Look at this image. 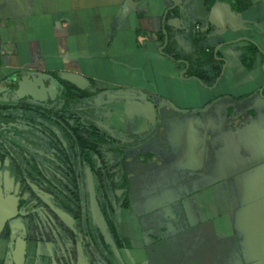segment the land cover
I'll return each instance as SVG.
<instances>
[{
    "label": "crops",
    "instance_id": "obj_1",
    "mask_svg": "<svg viewBox=\"0 0 264 264\" xmlns=\"http://www.w3.org/2000/svg\"><path fill=\"white\" fill-rule=\"evenodd\" d=\"M175 1L176 5L171 0H0V87L11 89L17 78L40 84L52 75L90 80L103 90L104 100L98 102L103 116H96L102 128L134 136L149 132L150 145L162 135L160 131L165 136L170 132L174 141L165 147L171 155L179 154L177 167L187 168L188 176L206 183L217 180L212 171L220 157L213 148L220 139L213 131L216 123L180 116L208 106L213 101L206 96V91L211 95V85L206 88L195 79H183V66L170 55L197 54L205 47L206 52L221 50L225 67L219 65L221 60L217 63L231 84L239 88L257 79L259 88L264 86L262 57L247 71L224 53L232 44L240 48L254 44L260 56L264 53V0H215L210 8L205 0ZM164 26L169 31L166 46ZM213 75L209 73V80ZM189 88L194 105L187 101ZM117 90L134 91L136 96H117ZM165 105L179 107L178 114L166 116L169 125L153 113V108ZM169 127L172 130H166ZM204 128L206 133L201 134L198 129ZM141 144L128 149L125 159L130 151H139L134 158L156 154L151 149L146 152ZM138 165L144 166L135 162ZM146 190L150 189L138 191L148 197ZM208 191L210 205L215 206L218 196ZM131 192L130 187L129 196ZM147 213L139 217L146 222L142 232L165 230L166 224L145 219ZM117 216L119 230L122 219ZM168 231L172 232L170 226ZM5 263L11 264L9 246L0 261Z\"/></svg>",
    "mask_w": 264,
    "mask_h": 264
},
{
    "label": "rangeland",
    "instance_id": "obj_2",
    "mask_svg": "<svg viewBox=\"0 0 264 264\" xmlns=\"http://www.w3.org/2000/svg\"><path fill=\"white\" fill-rule=\"evenodd\" d=\"M168 49H171L170 45H168ZM205 49L206 47L198 50L197 54L184 55L182 53L179 57L189 60L195 70L198 67L200 72L206 71L213 63H211L210 54L206 53ZM215 51L216 49L213 50V52ZM222 53L220 50L214 57V61L218 62L222 59ZM224 53L228 55L230 61H240L243 68L245 67L242 62L244 58L247 60L246 62L251 57L255 61L258 57L261 59V56L251 46L240 48L234 44L228 45V49ZM219 65L221 68L225 67L222 62H219ZM245 69L251 70L246 67ZM183 70L184 68L180 72ZM222 74L223 70H221V76L218 79L204 81L205 85H211L210 87L204 85L211 90V95L206 91V96L213 98V101L207 104L208 106L202 111L180 113L181 119L191 116L192 121L196 123H204L205 120L207 123H216L213 131L217 136H220V139L213 148L219 152L220 157L215 164V170L212 169V171H215L219 176L217 180L207 179L208 183H206V180L202 178L188 176L187 168L177 167L176 161L179 154L171 155L168 147H165L166 143L170 144L174 141L170 132L165 136L160 131L163 136L160 135L154 145H150L149 142L151 134H148L149 132L143 134V140H147L141 144L146 148L144 150L147 152L151 149L156 154H147L146 157L140 155L134 158V155H138L139 151L128 153L125 167L132 190L129 196L130 208L117 211V218L122 219V225L118 223L120 233L130 242L131 250L129 252H117L119 260H123L125 264H264V96L261 95L264 86L259 88L261 80L256 79L255 82L237 88L231 84L229 78ZM61 78L71 81L81 90L89 88L87 82L71 77ZM190 88L186 89L187 101L194 105V100L191 99L194 96ZM3 89L5 88L0 87V92ZM44 89L46 91L41 97L31 94L26 98H19L16 93L9 92L7 96L14 97L9 100H7L8 98L1 100L4 94L0 97V104L15 106L24 103L34 106L38 103L43 104L46 100L54 98V86L51 81ZM132 96H136V92L132 91ZM101 100L102 98L96 99V105L91 109V112L79 110L78 117L82 122L84 116L93 119H96V116L100 118L103 116V112L98 106V102ZM177 110L179 111V107L165 105L157 109L153 108V113L157 112L169 125L166 116L178 114L175 113ZM185 121L186 119H184ZM166 130L172 129L169 127ZM198 131L201 134L206 133L205 128L198 129ZM42 151L44 152V149ZM5 162L6 158L0 154V166ZM135 162L144 164V166H135ZM79 165L77 186L83 194H87L89 193L87 188L89 183L85 182L87 179L85 177V175L87 176L86 168ZM62 167L71 170L76 168L70 161ZM57 173L56 175L51 173V175L55 178L61 177ZM7 183L11 184V182ZM68 183L67 181L65 184ZM145 187L150 189L146 190L149 192L148 197H145L142 190L138 191ZM209 189L218 196V199H214L215 206L210 205ZM35 192L40 197V201L51 204L52 201L47 193L40 189ZM190 193L191 195L184 196ZM205 205L209 206L208 212L203 209L206 207ZM58 212L57 216L44 208H38L31 215L26 216V224L24 223L26 221L23 222L20 219L18 225L13 227L16 228L18 234H27L32 239L41 241L40 244L46 248L45 251L39 245L36 247L34 244L32 245V242L28 243L26 264H47L40 257V252H46L53 256L55 260L59 261L57 264L65 263L72 258V255L74 256L76 244L67 243L65 238L60 239L64 234L58 224L76 236L79 240L75 239L78 248L80 247L79 251L83 252L82 242L85 236L81 233L79 225L72 220V216L63 211ZM144 212H149L145 219L149 221L156 219L159 225L166 224L167 229H163L164 232H161L163 230L160 231V228L157 232L154 230H150L148 233L145 230L142 232V227L146 222L139 217ZM168 226L172 230L171 233L168 231ZM160 227L163 228V226ZM43 240L45 241L43 242ZM49 240L55 242L53 247ZM148 241L150 244L146 243ZM7 247L6 238H0V261H2ZM91 255L100 254L91 253ZM10 256L11 259L14 258V251L10 250ZM127 256L128 258H126Z\"/></svg>",
    "mask_w": 264,
    "mask_h": 264
},
{
    "label": "trees",
    "instance_id": "obj_3",
    "mask_svg": "<svg viewBox=\"0 0 264 264\" xmlns=\"http://www.w3.org/2000/svg\"><path fill=\"white\" fill-rule=\"evenodd\" d=\"M214 2L215 0H205L208 8ZM168 11L167 13H169ZM163 29L166 32L167 38H169L168 29L165 26ZM250 46L257 52L258 49L254 44ZM213 50L210 49L206 52L210 54V59L212 58L211 63L213 64L206 71L202 72H200V68L198 67L195 70L189 60L179 57L180 54L170 56L175 63L183 65L185 70L182 73L183 79H195L205 85L204 81L209 80V78L207 79L209 72L214 74L213 80L221 76V68L214 61V57L217 56L218 52L215 51V53ZM258 53L260 52L258 51ZM261 57V63L264 67V53H261ZM246 61L245 58L242 60L244 66L247 69H252L255 62L254 58L251 57L248 62ZM186 64L188 65L187 69H185ZM49 81L54 86V93L61 98L60 103H62V108L59 109L60 103L48 108L40 106L31 108L27 105L8 108L0 107V147L9 143L16 145L18 141L11 137V135H20L18 127L21 125L30 124L32 128L39 126V129L35 128V130L39 131L50 142L55 136L53 130H58L63 141L67 144L66 151L60 150L62 155L64 157L73 155L75 159L77 158L78 163L87 169L89 189L91 191L90 204L95 220L91 218L90 212L85 208L87 201L84 202V199L86 197L81 194L80 189H78L79 197L77 196L78 198L76 197L75 199L73 197V203L71 199H65L61 196L58 200L69 213H77H73L72 219L76 223H79V228L83 231L88 246L97 251L95 253L100 251V255H104L103 250L106 249V263L117 264V260L115 261L118 258L117 252L120 249L130 248L128 238L123 237L118 230L116 219L119 209L130 208V184L125 167V153L128 149L134 148L147 140H143V134L134 136L106 130L99 125L97 119L92 121L83 118V122L80 117L68 118L67 120L66 116H57L58 118L56 119L55 117L60 111L93 109L96 105V99L102 98L104 100L103 90L97 89L95 84L90 80H88L89 88L83 90L60 76H49L46 82ZM13 85H15V81ZM16 92L19 95L26 96L24 93H19L20 91ZM261 95L264 96V87L261 90ZM10 123H13V125H10ZM44 129L46 130L43 132ZM0 190L4 195L6 194L1 186ZM76 208L79 209L76 210ZM82 208H84L85 213H81L80 210ZM101 224L104 228V234L100 230ZM4 235H7V231Z\"/></svg>",
    "mask_w": 264,
    "mask_h": 264
},
{
    "label": "flooded vegetation",
    "instance_id": "obj_4",
    "mask_svg": "<svg viewBox=\"0 0 264 264\" xmlns=\"http://www.w3.org/2000/svg\"><path fill=\"white\" fill-rule=\"evenodd\" d=\"M225 65V60L220 59ZM187 65V64H186ZM185 69L188 68V65ZM183 73L185 70L182 71ZM181 72V73H182ZM23 82V81H22ZM25 83V82H24ZM27 84V83H25ZM36 89H31L28 92L22 91L23 88L15 83L10 88H5L0 92V97L4 95V97L1 98L9 100L12 99V95L7 96L9 92H14L19 98H26L28 95L31 94H36L39 95L40 97L44 95L46 89V86L48 82L44 81L40 84H36ZM50 87V86H49ZM16 91H20L19 93H24L26 96H22L17 94ZM54 91V89H53ZM13 93V95H14ZM54 93V92H53ZM61 98L59 95L54 93V98L50 100H46L43 102V104L38 103V105H30V104H21V105H27L31 108H35L37 106L43 107V108H48L51 106L56 105L57 103H60ZM19 105L18 107H20ZM15 105L7 104V105H1L0 107H13ZM62 103L59 105V109L62 107ZM91 112V110H86ZM78 112L79 109H72L70 111H60L58 115H56V119L58 118L57 116H66L67 120L68 118H78ZM12 114V112L10 111ZM67 114V115H66ZM85 119L92 120L94 119L91 117H86L84 116ZM83 119V118H82ZM72 121V120H71ZM99 123V122H98ZM10 125H13V123H10ZM100 125V124H99ZM4 126V125H3ZM17 126V125H15ZM7 127V126H6ZM35 128L39 129V126H35ZM35 128H32L30 124L28 125H21L18 127V130L20 131V135H11L14 139H17L18 141L16 145L12 144H5L3 147H0V154L3 155L6 158V162L0 166V186L5 190L6 194L4 195L3 192L0 190L1 194L3 197L7 196H12L13 198L16 199V213L15 215L8 220V222L5 224L4 229L0 235V238H6L8 242L9 249L11 251H14V258L11 259V264H15V248H16V243L17 240H23V248H24V263L26 264V248L27 244L32 242V245L34 246H40L42 247V250L46 251V248H43L44 245H41V241L39 242L36 239H32L30 236L27 234H18L16 232V227L18 223L21 221H26L24 222L25 224L27 223V215H31L33 211H36L38 208H44L48 210L51 214H56L58 216V211H63L66 214L72 216L73 213L77 214L75 212L69 213L67 209L64 207V205L59 202L60 196L65 198V199H71V202L73 203L74 199L78 196V182H77V176L79 175L77 172V168L79 165L77 158L75 159L70 155L63 156L62 152L60 151L61 149L67 150V144L63 141L60 132L58 130H53L54 132V137L50 141H47V139L42 136L39 131H36ZM53 128V127H52ZM41 129V128H40ZM46 129L43 130V132ZM46 147V148H45ZM44 149V152L42 151ZM51 161H50V160ZM68 161L71 162V164L74 163L75 165V170H71L70 168L64 169L62 165L67 164ZM85 168V167H84ZM54 169V170H53ZM59 174H58V173ZM51 173L60 175L61 177L55 178ZM86 174L85 177L87 178L85 182L89 183V177H88V172L86 169ZM84 177V180H85ZM67 180L69 183H67ZM83 180V182H84ZM7 182H11L9 185ZM88 191L89 193L81 194L86 197L84 199V202L87 201V205H85V208L88 212L91 214V218L94 219V214L92 210V206L90 204L91 200V191L89 189L88 185ZM38 189L44 191L45 193L48 194V197L51 199V204L42 202L40 201V197L37 196ZM74 197V199H73ZM77 197V198H78ZM79 208H76L78 210ZM81 213H85L84 208H82ZM73 220V219H72ZM95 220V219H94ZM79 224V223H77ZM101 226V225H100ZM59 229L63 232V238L66 240V242H71L70 244H76V249L74 250V256L72 255V258L68 261H65V263L61 264H107L106 263V249L103 250L104 255H91V253H95L97 251H94L88 244L86 243L85 239L82 242L84 250L83 252L79 251V248L77 246V241H79L76 236H73L71 233L67 232L65 228L61 224H58ZM103 227V225H102ZM100 230L102 234H104V228L103 230L100 227ZM7 231V235L5 236V232ZM81 233L83 231L80 228ZM62 237V236H61ZM106 239V237H105ZM72 240V241H71ZM45 240H43L44 242ZM50 241V240H49ZM48 241V242H49ZM63 241V240H60ZM44 244V243H42ZM51 246L53 247L55 242L50 241ZM51 249V248H50ZM119 251L126 252L128 249H120ZM9 253V252H8ZM51 253V251H50ZM100 254V251H98ZM52 254V253H51ZM40 257L44 259L48 264H57L59 261L55 260V258L51 255L46 254V252H40ZM117 264H125L123 260H119L117 258Z\"/></svg>",
    "mask_w": 264,
    "mask_h": 264
},
{
    "label": "water",
    "instance_id": "obj_5",
    "mask_svg": "<svg viewBox=\"0 0 264 264\" xmlns=\"http://www.w3.org/2000/svg\"><path fill=\"white\" fill-rule=\"evenodd\" d=\"M171 1H173L175 5L177 4L175 0H171ZM164 34H165L164 46H166L167 36H166L165 31H164ZM160 52H162L161 49H160ZM182 73L180 75L181 77H182ZM15 83L21 86L23 88L22 91L24 92L25 91L28 92L31 89L33 90L36 89V85L34 84L32 80H30L29 82H27V84H25L24 82H22L20 78H17ZM114 94L117 96H132V91L117 90L114 92ZM16 202H17L16 199L13 198L12 196L3 197L0 192V235L4 229L5 224L16 213ZM101 229L103 230L102 224H101ZM23 263H24V248H23V240L20 239V240H17V243H16L15 264H23Z\"/></svg>",
    "mask_w": 264,
    "mask_h": 264
}]
</instances>
